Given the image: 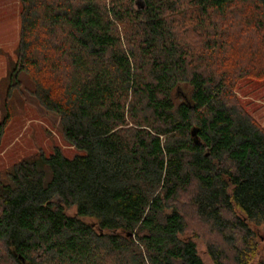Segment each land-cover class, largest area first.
Listing matches in <instances>:
<instances>
[{"label": "trees", "instance_id": "16d2710c", "mask_svg": "<svg viewBox=\"0 0 264 264\" xmlns=\"http://www.w3.org/2000/svg\"><path fill=\"white\" fill-rule=\"evenodd\" d=\"M137 1L26 0L16 72L33 73L79 153L38 152L0 178V264H204L174 203L190 188L229 237L231 264H249L250 224L264 225V128L207 68L221 18L253 5L262 30L264 0ZM191 25L211 47L187 41ZM228 231L243 232L241 246Z\"/></svg>", "mask_w": 264, "mask_h": 264}, {"label": "rangeland", "instance_id": "374dc122", "mask_svg": "<svg viewBox=\"0 0 264 264\" xmlns=\"http://www.w3.org/2000/svg\"><path fill=\"white\" fill-rule=\"evenodd\" d=\"M25 8L26 0H0V125L6 120L0 132V178L6 181L14 165L38 152L49 155L59 148L68 157L79 153L64 138L59 116L44 108L36 97L33 73L21 69L16 72L20 65ZM243 8L244 11L241 10ZM254 10L253 5L243 7L237 4L227 13L235 11L234 14L221 18L223 29L220 42L223 45L214 50L217 59L211 62L207 70L217 78L225 77L228 102L243 108L264 128V29L257 30L249 25L252 20L249 17ZM192 30L187 31L188 42L201 48H205L202 45L212 46L204 32L198 34L194 28ZM203 51L209 53L211 49ZM32 70L57 88L55 76L43 69L42 72L41 69ZM182 96L181 91L177 98L182 99ZM193 191L190 188L182 192L174 202L187 223L183 237H190L196 242L204 264H216L211 253L213 246L219 250L218 253L221 252L222 260L233 263L235 251L229 237L223 236L211 222L198 215L192 203ZM235 211L239 213L238 209ZM234 216V213H226L231 220H234ZM250 226L254 232V242L249 264H260L264 259V225L251 223ZM230 233L238 235L236 245L241 246L243 241L240 235L243 232L228 231Z\"/></svg>", "mask_w": 264, "mask_h": 264}, {"label": "water", "instance_id": "95a60500", "mask_svg": "<svg viewBox=\"0 0 264 264\" xmlns=\"http://www.w3.org/2000/svg\"><path fill=\"white\" fill-rule=\"evenodd\" d=\"M139 2H141V0L137 1V5H138V6H141V5H143V2H141V4H139ZM183 95H184V96H185V98H186V94H184V93H183Z\"/></svg>", "mask_w": 264, "mask_h": 264}]
</instances>
